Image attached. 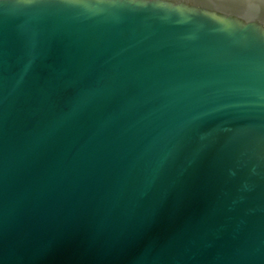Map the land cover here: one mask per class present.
<instances>
[{"label":"water","instance_id":"water-1","mask_svg":"<svg viewBox=\"0 0 264 264\" xmlns=\"http://www.w3.org/2000/svg\"><path fill=\"white\" fill-rule=\"evenodd\" d=\"M0 264H264V0H0Z\"/></svg>","mask_w":264,"mask_h":264}]
</instances>
